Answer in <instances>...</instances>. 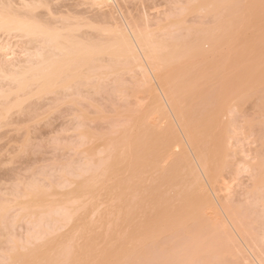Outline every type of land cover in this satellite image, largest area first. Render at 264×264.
<instances>
[{"label": "rangeland", "instance_id": "374dc122", "mask_svg": "<svg viewBox=\"0 0 264 264\" xmlns=\"http://www.w3.org/2000/svg\"><path fill=\"white\" fill-rule=\"evenodd\" d=\"M18 1H17V3H18ZM43 1H45V0H43ZM47 1L49 2L50 0H46L45 2L47 3ZM58 1H60V2L57 3V0H51L46 6L48 10L46 8H45L46 10L43 9V7H42V10H41V7L38 8L36 13L41 12L40 14L39 13L37 14L38 17H39V15L44 16V13L48 14V15L45 14L46 16H44V17L40 16L39 19H41L43 21L47 19L45 23L53 25L58 20L57 16L59 18H60V16L64 17L62 19H65L67 14L69 15L68 12H70V16H72V15L75 16V14H77V16H80V18L82 16L83 19L84 18L85 19H88V18L92 19L94 17V19H98V21L103 22L105 24V27H106V25H109V27H106V28H110V26L112 27L111 23L109 24V22H106V21H109L110 18L113 17L112 12H110L111 15L107 14V12H106V14L108 16L109 15L112 16V17H109V19L107 18L108 20H106V18H102V17H105V16H103V14L105 15V12H103V11L99 12L97 10L98 7L96 8L91 0H89V1L88 0H84V1L83 0H58ZM118 1L121 2V0H118ZM123 1L126 2L127 4L124 3ZM123 1L121 2L123 4L118 2V4L119 5L121 4V6L123 7L122 10H125V12H127V11L130 12L129 9L132 8L131 10L133 12V13L127 12V14H125V15L129 16L130 14H133L135 16V18H138V16H139L140 21L139 20L138 21H139V23L141 22V25L144 23L147 24L148 19H149V23L152 21L151 22L152 26L150 25L151 31L153 29L154 32L156 33V31H158L159 29L160 30L162 29V26L167 28L166 26L168 25V23L170 24V19H172L173 21L171 20V22L174 23V20H177V19L180 20V17L182 16L181 21L184 23L181 25V26L184 25L182 30L186 29L183 34L184 35L186 34V37H187V35H190V34H192V35L195 34L196 36H197V34H199L200 40H201V38H204L206 35H208L207 33H210V32L214 33L216 28L220 27V25H223L224 23H225V25H227L226 22H224V21H225V19L226 20L228 19L226 17H229V12H230V11H225V8L223 7L225 5V3H224L225 0L224 1L216 0L217 2L215 0H214L215 2L210 1V0H205L206 2L207 1L210 2V3L207 2L208 5H210L212 2H213V4L216 3V5L218 4V2H223V4L220 3L218 6H216L218 10L221 7L219 10L220 13L216 12V11H218L217 9L215 10V13H214V11L208 12L209 9L205 8V6H207V4L203 0H198V2L196 0H189V1L188 0H132V1H134L133 3L131 0H123ZM129 1H130V3H128ZM184 1H186V2H184ZM187 1L189 4L192 1L194 4L196 2L199 4L201 2H203L204 5L201 3L200 4L201 6H199V7L201 8L203 5V7L207 11L203 10V12H204L203 13L202 10L199 8L200 10L198 12H194V9L196 11L198 10L199 4L198 5L195 4L196 5L195 6V5H192V3H191L190 4L191 6H190L189 4H186ZM194 1H196V2H194ZM247 1L245 0V2H244V0H237V1L233 2V0H232V3H234V7L236 5V12L233 10L234 7H232V10L234 11V13H236V15L233 13L232 14L236 17V18L235 17H233V18L237 19L236 21L238 23V27L235 26L237 28L234 30L235 27L232 26L233 27L232 28L229 24L228 27L230 26L231 29H229L230 27L229 28L226 27V28L229 29V32H231L230 30H232V33L227 34V35H230L227 37H224L225 35L223 34V31L226 28L225 27H224L225 29L222 28L223 31H222V29L220 30V32L222 31L221 33L223 34V38L220 39L219 42L217 43V48L213 47V49H215V51L217 50L216 52L215 51L210 52L211 54L205 52L207 55L206 56V55H204V51H206V50H204L205 49L204 48L203 49L204 50L203 56H201L202 52L200 51V49H198L199 50L198 52L200 53L201 58H199V53L197 54L196 51H195V53L198 55V57L196 56V58L192 59V56H191L190 60H188L189 58H185L183 61V57H185V56L183 55L182 58L180 57V59H182L181 65L183 64V66L185 63H186V66L193 63V66H194L193 60L194 59L197 60V58L201 59L199 62L197 61L198 63L195 65V67L197 69H199V72H201V75H202V76H200L201 80L199 79L200 77L197 78L195 73L190 69V71H192L194 73V75L196 76L195 79H197V81H200L199 83H202L201 97L196 98L197 97L196 94L198 93V91L200 93V90H198L200 84H195L196 87L193 86V88H195L194 90H196V88L198 87V89L196 90L197 93L195 94V97L191 96L192 94L194 95V93H195L194 91H192L193 88H191V91L193 93L190 91L191 95H189L187 93L186 96L181 94L182 97L183 96H185V97H183V99H182L180 97L181 96L180 95L179 101L184 102L183 104L186 105L185 104L186 102H188V104H189V101H186V100H188L189 96L192 97V99H194V98L197 99L196 100V101H198L197 103H195L196 101H193V100L191 101L192 103L194 102L193 104H195V105H193V107L194 106L195 107L194 108L190 107L191 110L190 109H189V111L187 110V112H189V114H186L185 116L189 115L192 118L191 119L188 116V119L191 120V121L189 120L190 123L187 120L189 124H191L193 120H195L197 122H199V120H200V123L201 122L205 123L206 126L203 125L202 123L200 125H203L201 127H206L205 129H207V130L205 132L207 133V131H208V133H209L207 135L205 134L206 137L203 134L204 131L203 132L199 131V130H203V128L198 129L200 127V125L194 124L196 122H193L194 125L193 124H191V125L193 127L196 125V128L198 127L197 130L200 132V133L199 132L198 133H199V135L202 134L205 137L207 144L209 143L208 145L206 144L208 147L210 146V144L213 145V143H211V141L216 138V137L214 138L215 134L219 137V139H217V141L221 140L220 142H216L215 144H217V145H215V146L213 145L214 147L211 145L213 148H211V146H210L209 149L204 143L199 141L198 146L201 143L203 144V148H201V146H200V148L203 149L202 150L203 152H204V148L207 147V148H205L207 150V151L205 150V152H206L205 154H208L209 153L208 151L210 149L213 152H216L220 146L222 148L221 142H222V139L224 140V142H223L224 143V148H223L224 151L221 149V151H222L221 152V151H219L220 150L219 149L218 150L219 152H217V153H218V158L220 157L222 160L224 159V163H226L227 166L224 168L221 167L220 172L218 173V170H216V169H219L218 167L220 166V163H218V161H217L216 163H218L219 166H218V164H217V166H215L216 165L215 163H211V168L214 169V166H215V168L217 167L216 169H214V170H216V172L215 171H213V172L215 173L216 177L218 174H220L218 176V179H219L218 181H220V183L217 182V184L219 183L218 185L222 187L221 189H225L226 188L225 186L228 185L226 188V190H228V191L219 190V191H221V193H222V191L229 193L228 195H227V193H225L226 195L223 193L225 195L226 202L224 199H223V202H225V203L222 202V205L225 208L227 205V207L230 211V215H232V216L229 215L231 218L228 220L231 223L232 222L233 223H239L240 225L237 224L238 225V227H237V225L234 224V225H236V227L234 228V225H232L231 223H226V222H229L228 220H226V222L223 220L224 218L227 217V214L225 213V210H223L225 208L221 207L222 205L219 203L221 201L219 200V202H218V199H217L221 196V194L219 195V197H218V195H217V197L213 195L214 191L212 189H214V187H215V191H218V190H216L217 186L215 185V182H214V184H211L214 187L212 186L211 187L212 189L210 188L211 185L209 186V184H208L207 175L205 176L204 172L201 171V169H199V167L197 166L195 159H193L194 156H193L191 150L188 148L189 145L187 144L186 139L184 138L183 140H185V141H183V142L185 143V147L187 149L185 147L182 148L185 151L187 150L186 152L180 151V150L178 151L177 148L174 146H172L173 148L170 147L172 150H174V151L171 150V152H170V151H168V150H170V149H168L169 147L167 148L168 150L166 149V147L168 145L165 144L166 147L163 146V143L165 142V140H163L164 137L161 138L160 133L162 134V131L158 134V129H160L158 126L162 127L161 128L162 130H163V128L167 129L166 126L170 122H171V124H175V121H174L173 114H171V112L169 110H167L168 108L164 109L166 114L168 113L167 111H169V113L171 115V116L168 115V118L164 119L163 117H166L167 115L166 114L163 115L160 113L159 108L163 107V104L161 105L160 103H165V102H163L164 100L162 101V99L161 100L159 99V94L157 92H156L157 94L155 96L158 97V100H157V97H155L154 94L152 93V91L155 92V89H156V84L154 83L155 82L154 79H153V81H151L152 80V78H151L149 83H154L155 85L152 84L153 86L151 85L149 87V85L147 83L143 84L144 82H142V81H144V80H142V79H144V78L142 77L141 73H139L140 72L139 70L137 71L136 69H134L135 71L129 72L127 70L125 71L122 69L120 73L118 70L119 74H117V75L114 73H109V75L107 74L108 76H104L103 80L97 79L98 81H96V80L93 81L91 79L90 81L87 82V84L85 83L86 86H84L85 84L82 83L84 81V79H82V81H80V84L82 83L84 85H79L77 88L76 85H78L79 82H77V84L73 83V89L74 90L69 91V89H71V87H70L67 90L64 88L63 92L61 89H60L61 91L59 90L60 92H57L58 90L55 89V90H57L56 93L50 94V92H49L48 94L46 93L44 95H40L41 97H39V99H36L38 97H35V98H32L34 100H32L30 98V100L26 101L25 99H27V98L26 97L23 98L22 94H20V96L24 99L23 103L26 101L24 104H22V105H24V107L21 106L22 107L21 109H24L27 107L26 110L24 109L25 111L23 110V113H20L21 112L20 110H19L20 112L18 110L15 111L17 108L15 110L11 109L12 113L10 112V114L7 115V118L4 119L5 123H4V121L1 122L3 124H6V125H2L0 123V204H1L0 208L3 209V210L0 209L2 211L0 213V264H18L17 262H21V261H19L21 259H18V257L21 256V254L23 253L24 250L26 251V248L28 246L29 247L31 246L30 241L32 243L34 241L33 248H34V246H36V244H38V245L40 243L42 244V242L45 240V238L48 239V237H46V236H48V234L50 235V233H49L50 230L52 232L54 231L55 233L54 232L53 233L55 235L57 234L56 236L59 238V240L56 239L55 241H53V245L59 241H62V240H60L61 234L63 235V237H62L63 239L66 238V240L64 239L65 241L69 240L68 238H70V236H71V239L74 240V238L72 236L74 235V237H75L76 231H77V235H79V236L90 234V233H88L90 231L87 232L84 227L87 224V222H90V223H88L89 228L92 227V225L90 226V224L91 223L93 224V222H92L93 220H95V222H96V219L94 217L95 215L98 216L97 220L99 222H98V225L93 226L95 228L94 229L95 231H94V234L93 233L92 234L94 236L96 235V238H97L98 236L99 237L102 236V233H103V236H104L103 241H102V238H100L101 242H99V240L97 241L95 238L96 244H94L93 246H91L92 245L91 244L90 247H88L86 245L84 247L85 248L84 251L82 250L84 252V254H83L84 256H81V257H79V256H80V254L82 255V252H80L79 255H77V253H76V252L80 251L79 247L77 246L78 245L77 243H76V245L74 243V245L76 246V248H75L76 252L73 250L74 252H72V253H71V251H72L71 247H73V245H72L73 243H71L72 246L70 247V246H68V244L66 242L68 248H66L63 245V243L65 244V241H62L63 242V243L61 242L62 244L58 243L59 246L57 245V247H61L63 245V247H65L64 249L67 250L65 253H67L69 251V249L71 250L69 252L72 254V256H71V254H69V256L67 255L68 257L73 258V256H74V258H75L78 256L80 258V260L79 261L77 260V262H75L76 261L75 260L73 264H114V262H116V261L118 262V264H194V263L195 264H197V263H199V264H257V261L255 259L257 257V260H259L258 256L262 259L261 264L264 262V230L261 229V227H262L261 222H264V203H262L264 201V199L261 200L262 199V196H261V199L259 200V202L262 201L261 203L257 202L258 199L257 200L254 199L255 194H256L255 192H261L264 190V0H247ZM0 2H1L0 6H2V4L4 2L8 6L9 0L7 1L8 3L6 2V0H4V2L2 0H0ZM11 2L12 1H10V3ZM15 2H16V0L12 2L13 5H18L17 3L15 4ZM83 2L85 5L82 4ZM225 2L229 3V5L231 4V1H229V0H226ZM88 4L90 6L93 4L94 6L92 5L93 7L91 8L90 6H88ZM128 4H129V7L125 6ZM123 5L125 6V8L127 7V9H125ZM130 5H131V7H130ZM188 5L191 8L188 7ZM220 5H222V6H220ZM4 6L5 5L3 4V7ZM7 6H5V7H7ZM94 7L96 10H94ZM115 7H117V6H115ZM185 7H187V9L190 8V10L188 9L189 11L187 10L188 11L187 12L185 10ZM193 7H195V8L193 9ZM118 9H120V8H118ZM118 9L115 8V10H117V13L120 15L121 12H119ZM222 9H223V11L228 12V13H223ZM44 10H45V12H44ZM57 10H59V11L57 12ZM192 10L194 13L192 12ZM60 11H61V13H60ZM120 11H121V9H120ZM158 11L160 14L158 13ZM180 11L181 12L183 11V12L180 13ZM97 12H99L100 14H97ZM125 12L122 11V13H125ZM161 12H163V13H161ZM189 12L192 14H190ZM206 12H208V14ZM51 13L54 15H52ZM58 13H60V14H58ZM62 13H64V15ZM73 13H75V14H73ZM101 13H102V16H101ZM114 13H113V15H114ZM179 13H180V15H179ZM83 14H84V16H83ZM49 15H51V17L55 18V20L53 18H50ZM95 15H97V17ZM133 15L129 16L130 20H132L131 16H133ZM165 15L169 19L168 22L164 20ZM168 15L172 18H170ZM225 15H227V16H225ZM77 16H75V18ZM122 16L124 18V14ZM134 16H133V18H134ZM146 16H148V17H146ZM153 16H156V17H153ZM183 16L186 17V19ZM232 16H231V18H232ZM68 17L69 16H67L66 20H68ZM120 17H121V15L119 16V18ZM151 17H153V18H151ZM173 17L174 18L177 17V19H174ZM71 18H73V17H71ZM123 18L121 17V19H123ZM144 18L146 20H144ZM50 19H52V20H50ZM104 19H105V21H104ZM121 19H119V20H121ZM127 19H129V18H127ZM152 19H154V20H152ZM156 19L160 20L161 23L159 24ZM183 19H184V21H183ZM179 20H177V21H179ZM185 20H186V22H185ZM229 20H230V17H229ZM229 20H228V23H230ZM58 21H61V20H58ZM122 21H124V19L121 20V22ZM135 21H136V19H134V22ZM177 21H175V22H177ZM236 21H234V23L232 25H234ZM110 22H111V20H110ZM165 22H167V23H165ZM96 23H97V21H96ZM103 23H102V25H104ZM112 23H113V18H112ZM117 23L119 24V22H117ZM55 24H58V23H55ZM59 24H60V22H59ZM98 24H100V23H98ZM153 24H156V25H153ZM164 24H165V26H164ZM123 25H124V23H122V26ZM172 25L173 24L169 25L170 30H168V28L166 29L169 31V33L172 30L171 27L175 26V25H173V26ZM156 26L157 27L159 26L158 30H157ZM184 27H186V28H184ZM165 28H163L164 31H165ZM176 28L178 29V27H176ZM176 28L175 27L173 28V31H175V33L173 32V34H169V33L167 34L168 31L164 32L163 30H161L163 33L158 32L156 34V36H158V37H156L155 39L161 40V38H162L161 41H163V39H164V42H168L171 35H172L171 38H173L176 35V33H178ZM217 29L219 30V28H217ZM227 30H226V32H227ZM81 31H83L81 33H84L86 30L84 31V29H83ZM180 33H181V31H179V33L177 35L179 36ZM211 33L208 36H210ZM217 33H219V31H217ZM202 34H205V36ZM214 34H212V36ZM195 35H193V38H192V36H188V37H191L190 39L193 41V39L196 37ZM217 35L215 34L214 36L215 37L217 36L216 38H221V37H219V34H217ZM10 36H12V37L8 36L6 38V40H8L10 38L8 41L10 42V44L12 43V46L14 47L13 49H15L14 50L15 51L14 57L17 56L16 57L17 61H21V58H22V62H23L24 58H27L26 56L24 58L22 57V56H24L23 46L25 47V43H23L24 41L22 39L20 41L19 40L20 38L18 39L16 36L14 37L12 34ZM162 36L163 37L167 36V37H169V39L167 37L163 38ZM5 37L6 36L2 35L1 39L5 38ZM104 37L105 36H103V38ZM101 38H102V36H101ZM176 38L177 39H175V37H174L175 40L172 39L173 41H175V43H177L176 40H179L178 37H176ZM197 38L198 37H196L195 39H197ZM165 39H166V41H165ZM184 39H185V37H184ZM190 39H188V41H186L187 40V38H186L184 41L190 42ZM181 40L183 41L182 37H180V40L178 41L179 45H184L182 43H185V46H183V47L186 48L187 43L181 42ZM217 40H216V42H217ZM198 41H199V38H198ZM194 42H190L187 44L189 46V48L191 47L189 44L192 43L191 45H193ZM195 43L198 44V42H195ZM199 43H202V42L200 41ZM21 45H23V46L19 47ZM215 46H216V44H215ZM194 48L196 49L197 45ZM194 48L192 50H194ZM4 53H8L7 50H6V52L4 51ZM18 53H19V55H18ZM212 53H214V55L212 56L213 58L211 57ZM192 55L195 56V54H192ZM204 58H206V59H204ZM31 59H32V57H31ZM178 59H177V61H178ZM180 59H179V61H180ZM24 61H25V63L30 62L29 60L26 62V59ZM188 61L191 63L189 64ZM14 62H16V59ZM170 62L172 63V61H170ZM171 63H169V64H171ZM174 63H175V61H174ZM174 63H173V65L169 66L168 69L166 67H165V69H166V72H168V73H166L169 76L168 78L171 79L170 78V75H171V76H173L171 80L173 81V79H174L175 80L174 82L178 83L180 81V78H181L180 73H182L183 70L181 71L182 67H180L181 65H179L180 62L178 64H174ZM107 64H110V62L106 63V64L104 63V65L106 67H107ZM207 64H209V65H207ZM102 65H103V63H102ZM203 65L207 66L204 71H202ZM190 67L191 66H189V68ZM193 69L196 70L194 67H193ZM184 72H185V70H184ZM186 72H187V70H186ZM197 72L198 71H196V73ZM199 72H198V74H200ZM169 73H170V75H169ZM189 73H191V72H189ZM179 74H180V76H178ZM187 74H188V72H187ZM115 75H116V77H115ZM162 75H163L162 76L163 79L165 80V78L167 76L164 78V74H162ZM174 75H176V76H174ZM190 75L192 76L193 74H190ZM182 76H183V74H182ZM191 76H189V78H191ZM184 77H186V76H184ZM187 77H188V75H187ZM187 77H186V81H187ZM181 79H184V78L182 77ZM195 79L193 78V80H195ZM90 82L92 84L94 82V84L90 86V84H91ZM98 82H99V84H98ZM186 83H188V82H186ZM171 84H173V83L171 82ZM87 85H88V87H87ZM187 85L188 84H186V86ZM226 85H227V87L225 88ZM180 87H182V85ZM180 87H178L177 89H179ZM189 87H188V89H189ZM91 88L92 89L94 88V89L92 90ZM150 89H151V91H150ZM174 89H176L175 86H174ZM180 89L177 90V92L178 91L180 92ZM181 90H183V88ZM212 91L214 92V94L211 93ZM22 93H24V92H22ZM24 94H23V96H25ZM178 94H180V93H178ZM210 94L212 97L210 96ZM222 94H224L225 96L223 97ZM149 95H150V97H152L151 99H150ZM197 95L200 96V94H197ZM217 95H222V97L224 99L223 101L224 102L226 101V103L224 104L222 102V104H221V98H220L221 96H217ZM226 96L228 98V99L226 98L227 100H225ZM216 97H219L220 99L218 100ZM214 98L218 102L213 100ZM153 99H155V101ZM180 99H182V100H180ZM151 100H153V101H151ZM189 100H191V99L189 98ZM212 100L214 102H217V103H215V104L212 103L213 104L212 110H210L209 109L211 107L210 101H212ZM159 101H160V103H159ZM219 101H220V103H219ZM155 102H156V104H159V105H156ZM153 103L156 105V106L153 105L155 107V108L153 107L155 111L152 108ZM208 103H210L209 108L207 107ZM25 104H27V106ZM219 104H221V105H219ZM184 105H183L184 110H185V108H189V107H184ZM157 106H158V108H156ZM206 107H207V109H209L208 111L206 110L207 113H205ZM156 109H158V110H156ZM152 110H153V113H152ZM203 110H204V113H203ZM139 113L143 114L145 116V118L142 117V121L146 124L145 128H144V124L142 122L141 123H142L143 128L140 125H136L137 123L139 124V121H141L140 118L138 119V121L135 119L136 115L138 116ZM157 113H158V115H157ZM215 115H216V118H215ZM8 116L10 117V119ZM156 116L158 118H156ZM160 117L162 120L160 119ZM134 119H135V122H137V123L133 122ZM196 119H199V120H196ZM6 120H7V123H6ZM169 120H170V122H168ZM132 122L135 125L131 124L129 126V124ZM163 126H165V127H163ZM175 126H176V124H175ZM175 126L173 125V128H175ZM167 127L172 128V126H167ZM127 128L130 129V132L132 131L133 133L136 130L140 131V132L138 133L136 131L134 133V134H136L135 139H134V141H136V143L132 140L133 143H135V144H133L134 146L132 145L133 147L131 150V152H133L134 155L130 156V153L127 152L129 154V156H127L128 154L127 155L122 154L123 158L126 157V159H128V158L131 159L132 156L133 157L135 156L137 158V156L142 155V158L144 157V162L141 164H138L136 162L135 165L133 163V166H135V167L134 168L131 167V168L135 169L134 172L132 171V174L127 173L128 176L125 175L127 177H125V178L122 177V179H121L118 176H120V174L124 175V173L126 172L127 169H125V171L122 173L119 172L120 173L119 174L118 171L120 168H122V165L119 166V164H121L120 161L119 160L118 161H112L111 160V162H109L110 159L112 158L111 153L109 152V149H110L109 144H111V142L113 140H116V142H120L119 138H123L122 136H124L125 133L127 132V130H128ZM134 128L136 130L133 131ZM196 128L193 129V130H195L194 132H196ZM175 129H178V127ZM178 131H179V129H178ZM128 132H127V134H128ZM212 133H214L213 134L214 136L211 135ZM157 134H158V136L160 135L161 139H159V137L157 138V136H156ZM180 134H181V132H180ZM163 135H165V131L163 132ZM208 135H210V136H208ZM128 136H130V135H128ZM126 137H124V139H126ZM181 137L183 138V136H181ZM181 137H179V139ZM211 137H213V139L210 140L209 138H211ZM127 138H128L127 139V141H128L129 137H127ZM166 138L169 139V137H166ZM182 138L180 140L181 142H182ZM200 138H202V137L199 136L198 139H200ZM206 138L210 141L208 142ZM196 139H197V137H196ZM202 139H203V142H205L204 138H202ZM130 140H131V138H130ZM116 142H114V143L116 144ZM169 142H171L170 139H169ZM213 142H214V140H213ZM123 143H125V142H122V144L119 143L118 145L122 146ZM166 143H167V140H166ZM218 143H221V144H219L220 146L218 145ZM127 144L130 145L129 142H127ZM167 144H169V143H167ZM204 145H205V147H204ZM216 146H218V148ZM124 147H122V148H124ZM130 147L131 146H129L127 149H125L126 148L125 147L124 149L127 151V150H129ZM163 147H164V149H163ZM122 148L120 150H122ZM123 150L121 151V153L123 152L125 154V152ZM165 150L168 151L167 153L170 152V154H171L170 157H169L170 154L166 155ZM211 150H210V153L212 156L213 154H212ZM157 151L160 153H158ZM163 151H164V153H163ZM217 153H215V154H217ZM119 154L120 153H118V155L116 154L117 157L118 156L121 157V155H119ZM209 154H208V156H209ZM151 155H153V156L151 157ZM165 155H166V157H165ZM167 156H168V158H167ZM113 157H116V156L113 155ZM153 157H155V158L157 157V158L152 159ZM142 158L140 157V159H136V160L137 161L139 160V163H140V160H142ZM220 158H219V160H220ZM116 159H118V158H116ZM121 159L122 158H120V160ZM129 160L128 161L126 160L127 161V163H126L127 165L125 164L126 168L128 167V163L132 162V160L131 161H129ZM133 160H135V159H133ZM191 160L193 163L192 165H190ZM124 161H125V159H124ZM113 162L115 164H117L119 162L117 164L118 167L116 165L114 166L112 164ZM174 162L176 163V165L173 164ZM219 162H221V161H219ZM248 162L249 163L254 162L256 164L258 163V165L255 164L256 166L253 167V165L250 166L252 164V163H250V165H249L250 167L248 168V166L246 165V164H248ZM108 163H109V166L111 164L114 166V168L112 167V165L110 166V167H112V169H111L112 172H113V170H116L115 169L116 167L118 168L117 169L118 170L117 176L115 175V173L114 174L112 173V175H111V173L109 171L107 173L108 174L107 176L110 178H112L111 176H113V177L115 176V178L117 177L116 179L113 178L114 180H112V182H113L112 186L109 187V190H111L112 195L116 197L115 200H112L114 202L115 206H114V204L112 205V201H111V205L109 204L110 205L109 209L108 208L107 209L102 208L101 210H99L98 208L103 207V205H101L103 201H101V202H98V205L99 206L101 205V207H98L96 204L97 208L95 206V208H93L95 210L93 211V209L91 210L92 207H90V205H88L87 208L89 209V207H90L91 213L94 212V214L93 213H92L93 215L89 214L90 210L85 208V211L83 213H85L87 211L86 216L83 213H81L84 216L83 217L81 215V217H82L81 218L80 215L78 214L79 217L81 218L78 222L79 225H76V223H77L76 220L75 221L72 220L76 223L73 224L71 221L72 224L70 223L71 224L70 225L68 222L69 220L67 219V216L64 213L65 210L61 211L62 213L65 214L64 216H66V217H63V214H61L60 211H59L60 214L58 211L55 212V210H57L55 208V204L57 207V206H59L58 204H60V203L63 204V200H64V202H66V205H67V203L71 200L72 196L70 197V200H68V201H67L68 197H64V198H66V200H65V199L61 198V196H64V194L66 196V195H69L70 193H71L70 195H73V194L75 195L76 194L75 193L76 188H77V193H78V189L81 188V190H83V188H84L83 195L87 194V195H89L90 198L92 196L91 194L94 195V193H96L95 194V196H96L97 192L100 194L101 193L105 194L101 191L103 188L105 191L106 186L102 187L103 185L100 184L101 179L99 177H96V176L102 170L105 173L107 172L105 166H107V169H108V165H107ZM194 163H195V165H194ZM259 163H261L263 166H261L260 173L258 174L259 176L257 175L255 183L252 184V185H254V187L252 188V190L254 189V191H252L253 192L252 193L251 191L250 192L248 191L249 187H251L250 186L251 183L253 182V180L251 181L250 178L255 179V177H253L252 175L256 176V173L254 171L257 172V170H255V169H257L256 168L257 166L259 169ZM123 164H124V162H123ZM171 164H173V166L178 165L179 169H177V170H180V171L176 172V173L179 174L180 176H183V177L185 176V178H187V180L183 179V177L180 178V176L178 175L179 180H181V181L179 184L176 183V182H179L178 178L176 179V176H172V172H171V175H169L170 170L171 171L173 170V172L177 171L176 169L175 170L173 169V166ZM99 165L100 166L105 165V166L103 168H100ZM125 165H123V166H125ZM189 165H190V167L195 166L196 170L195 169L191 170ZM243 165H244V167H243ZM129 166H131V165H129ZM171 166H172V169H170ZM224 166H225V164H224ZM139 167H140V169H139ZM250 168L252 170L249 171L248 169H250ZM133 169H131V170H133ZM131 170L128 172L131 173ZM94 171H98L95 174L96 176H93ZM137 172H139V173H137ZM249 172H251V174ZM253 172H254V174H253ZM166 173L169 175V176H167V178L173 177V179H174V177H175L174 182L176 183V184H174V183H172V181H168V182L172 183V185H170V184L167 185V186H169V185L171 186V187L169 186V188L167 187L168 189L167 188L165 189L164 187L161 186L162 183L164 185H166L164 183V179L166 178L165 177ZM216 173H218V174L216 175ZM89 174H92L93 178L96 177V178L100 179V180L97 179V181H99L98 183L94 182V183H96L94 185L98 186V189H96V187H95L96 191L93 193H92V190H94V185L92 183L93 188L91 189V194L89 192L90 190L89 191H88V189H87V191L85 190L88 186L82 185L83 188H82V186L78 187V184H83L82 181H84L85 178H87L89 176ZM109 174H110V176H109ZM101 176L100 177L103 179V181L107 177V176L104 177L105 178L104 179L103 175H101ZM96 178H94V179H96ZM170 179L172 180V178H169V180ZM198 180L202 182L203 186L198 185V183L196 182ZM103 181H102L103 184H108V183H109L108 185L111 184V180L108 182L106 179V181H104V182H107V183H104ZM184 181H187V182H184ZM191 181H193V182L195 181L196 186L194 188L191 186L193 184ZM216 181H217V179H216ZM70 182H73V183L76 182L77 183V184H75L76 188H74L75 185L73 183H71V184L74 186H72V185L70 186ZM168 182H166V183H168ZM181 182L187 183V185L184 186L185 184L184 183L182 184ZM190 182L192 184L188 185V183H190ZM99 184L102 186H100ZM159 185H160L161 190L159 189V187L157 188V186H159ZM182 185L184 186V188L186 190L183 189ZM197 185L199 187H201V186L202 187L199 188V190H198ZM189 186L192 187L193 189L191 188V190L188 193H185L186 191L189 190L188 189V188H190ZM69 187H72L74 192L71 191L72 188H69ZM99 187L100 188L102 187V188L100 189ZM30 188L33 189L32 194L33 193H35V194L41 193L42 194V192H43L42 190H44L46 193L44 192L45 194L43 193L44 195L43 194L42 195L45 198H48V197L50 198V196H48L50 192L47 193L48 191H53V194L52 193H50V194L53 195L54 197L57 196V195L55 196V194H58V196L60 195L59 199L57 197L58 201H56V202H58V204L55 202L54 197H53L54 200L52 197L50 198L52 203L54 201V203L52 204V203H50V200L48 202L47 201L48 199L46 200L45 198L41 197L42 195H40V194H39L40 196L38 194H37V196H39L40 198L43 199V205L40 204L42 202V200H40L41 201L40 203L38 202L39 197H36L35 194H34V197H36V199L31 200L32 204H34L33 202L36 200H37V203H39L38 208L35 206L37 208V209L35 208L36 209L35 211H37L39 209L40 210L49 209L47 207L41 209V207L44 206V203L46 205V203L48 202V203H50L49 206L52 205L49 210L54 211V212H52L51 214L49 213V215H48V214H45L46 211L42 210L45 212V213L42 212L44 214L41 213L42 215H44V216H42L40 214V212H39L40 210H39V211H37V213L35 215H34V213L32 214V216L31 215H29V216L25 215L26 213L23 212L22 208L24 206H26L25 203L28 204V202H30L29 200L34 198L33 195L31 194ZM34 188H36V189H34ZM39 188H41L42 192L39 190ZM162 188H164L165 190H163ZM154 189L157 192H159V191L162 192V190L164 191L162 193L159 192L162 194L161 197H158L157 195H155V194H157V192L154 193V191H155ZM37 190H38V192H36ZM54 190H56L60 193L65 191V193L63 192L64 194L62 193V195H61L60 193H57ZM81 190L79 192H81ZM179 190H181L180 192L183 194L184 197H186L185 194H187L188 195L187 196L188 201L191 202V203H188L185 201V204H187V203L189 204V206L186 205L187 206V210H185L186 212L184 211V208L186 207L185 204L183 203L184 201H182V204H183L182 205L179 203V202H181V200L179 201V199L178 200L175 199L176 197L180 196V195L176 196V194L179 193ZM182 191H185V192H182ZM212 191H213V193H212ZM68 192H70V193H68ZM84 192H85V194H84ZM111 193H109V194L111 195ZM27 194H30L32 196V198H31V196H29L30 198H29L28 202H26L27 200L23 201V199H25V197H26V199H28ZM21 195L23 197H21ZM81 195H82V192L80 193L79 196H76V197H80ZM106 195H108V194L106 193ZM257 195L260 196V194H258V193H257ZM263 195H264V193H263ZM95 196L92 197L93 200H95V198H94ZM100 196L102 197V195H100ZM113 196H112V198H113ZM183 196L181 195V197H183ZM206 196L211 198L214 202L219 203L221 205V206L220 205L219 206L221 208H223V209H221L220 207H218L221 210V211H218L217 207H215L217 209V211L219 212V214L217 216H218V218L219 217L220 218H219V220L216 219V221H218V222L215 221V219H214L215 215L210 208V207H214L213 205L218 206V204L214 203L212 206L210 204V207H208L210 210H208V208L204 204L203 205L205 207H202V205L200 204V201H202V198L206 197ZM89 197H87V198H89ZM103 197H105V196H103ZM60 198L63 200H60ZM96 198H98V196H96ZM209 198L207 199V201H209ZM222 198H224V197H222ZM257 198H258V196H257ZM44 199L46 202H44ZM72 199H75V198L73 197ZM78 199H76L75 201L72 200V204H71V201H70V203H68V205L70 207L73 206V208H75V210H73V211H76L77 209H79V206L77 205V202H76ZM92 199H90L89 202H91ZM184 199L186 200V198H184ZM93 200H92V204L95 205L94 204L95 202L93 203ZM101 200H103V199H101ZM59 201H60V203H59ZM176 201H179L178 202L179 205H176V203H177ZM22 202L24 203L23 207H22V205H23ZM202 202H204V201H202ZM255 202H257V203H255ZM31 203H30V206L31 207L34 206V205H31ZM78 203H80V202H78ZM87 204H86V206H87ZM40 205H42V206L39 208ZM64 205H62V206H64ZM66 205H65V208L68 206V205L67 206ZM80 205H81V203H80ZM175 205L178 206V208H179V206L182 205V207H181L182 210H180L181 208L177 209L175 207ZM53 206H54L55 210L52 209ZM19 207H20V209H19ZM70 207H69V209L71 210ZM204 208L205 209L207 208V211H208L207 213L203 212L204 210L203 211L201 210ZM215 208L213 210H216ZM66 209H68V208H66ZM21 211L24 213V215L21 214L22 213ZM88 211H89V213H88ZM95 211H97V213L98 212H100V213L95 214ZM182 211L185 212V214L187 213L188 215H185V216L190 219L189 224H186V226H187L186 229H183V227H185V226H182V223L185 220L184 219H183L184 221L181 220V222L183 221L182 223L179 221L180 215L181 214L184 215L183 213H181ZM171 212H173V213L171 214ZM221 213L222 214L225 213L226 216H222ZM19 214L21 216H19ZM88 214L91 216H89ZM215 214H217V213H215ZM220 214H221V216H219ZM172 215L173 216L175 215L174 218L172 217V219H174L173 221L170 219V216H172ZM238 215L242 216V217H239ZM22 216H24V217H22ZM217 216H216V218H217ZM21 217H22V219H20ZM25 217L26 218L28 217V220L25 219ZM237 217H239V218L245 217L246 219L244 218V220L245 221L247 220L250 225L248 223L247 224L243 223L241 219L239 221H237L239 219ZM234 218H236V222H235ZM77 219H79V218H77ZM175 219H176V221H175ZM232 219H233V221H232ZM219 221L221 222V224H223V225L227 224V225L225 227H223L220 225ZM125 222H126V225H125ZM222 222H224V223H222ZM242 223L244 225L245 224L246 225L244 226ZM127 224L129 225L131 230ZM72 225H76L77 230H75V227H74V229H72V230H74L73 231L74 233H72V235H71L70 234L71 232L70 233L68 232L69 234L67 233V229L70 231L71 228H73ZM183 225H185V224H183ZM247 225H249V226L247 227ZM78 226H79V228H78ZM97 226H99L100 228H106V231L109 229V230L114 231V232L111 233V231H110L111 235L109 233V235L107 234L108 236L106 237L105 233H108V232H106V231L103 232L104 229H101L103 231L100 235L99 232H101V231L99 230V228ZM125 226H127V228H129L128 231L130 230L128 232L127 228H126V231L128 233H126L124 230ZM239 226L241 229L239 228ZM86 227L88 230V226H86ZM166 228H168L170 230L167 231ZM236 228L239 229V231L241 232L240 234H241L244 241L241 239V236L238 233V231H236ZM44 229L46 230L47 233H45ZM121 229H123V230L121 231ZM164 230L167 232H165ZM123 231H124V233H123ZM186 232H188V236L186 235L187 234ZM236 232H237V234H236ZM129 233H131V234H129ZM125 234H127V236L130 235L128 237V239H127V236ZM93 235H90V236L92 237ZM238 236L240 237V239H238L239 238ZM87 237H89V235ZM93 237H92V239H93ZM76 238H78V236L75 237V240H77ZM231 238L233 240H235V239L236 240L232 241L230 243ZM81 239H83V238L81 237ZM89 239H87V240H89ZM125 239L128 241L130 240L133 243V245H131L132 247L129 245V243L127 241V244H128L127 247H130V248H125V244L123 243ZM80 240L78 239L76 242H79ZM140 241H141V243L143 242L144 244L139 246L137 244L140 243ZM28 242H29V244H28ZM46 242L47 241H45V243ZM71 242H72V240H71ZM233 242H235L236 244L234 245ZM93 243H94V240H93ZM89 244H90V242H89ZM123 244H124V246H123ZM53 245H50L51 249L56 250V245L54 247H52ZM81 245H83V244H81ZM33 248H31V252H32ZM37 248L39 249L38 250L39 255L37 253L36 257L37 256L41 257L40 254L42 252L40 253V250L45 248V251H44V249L42 251L46 252L48 249V246H47V244H46V246L44 244L43 248L41 247V245ZM59 250H61V249L59 248ZM77 250H79V251H77ZM35 251L37 252V250H35ZM59 252H61V251H59ZM59 252H57V253L63 255V253H59ZM52 253L53 252L51 251V255H52ZM34 254H32V256ZM58 254L54 255V256L56 257V256H58ZM29 256H31V255H29ZM42 256H43V254H42ZM54 256H52V257L55 258ZM58 257H56L54 260L52 259L53 260L52 262H50L49 260H48V262H50L51 264H60L63 261H61L60 263H59V261L63 260L64 257H59L61 259H59ZM82 257L84 258V261H82ZM29 259L30 258H28V261L31 260V259L30 260ZM35 259H37V258H35ZM39 259L40 258L37 259L38 260L37 263L39 262ZM65 260L68 261L70 259L69 258L66 259V257H65L64 258L65 263L63 262L62 264H72L69 262L67 263ZM33 261L36 262V260H33ZM71 261H73V260L71 259ZM259 262H260V260H259ZM33 263L31 262V264H33Z\"/></svg>", "mask_w": 264, "mask_h": 264}, {"label": "bare ground", "instance_id": "6f19581e", "mask_svg": "<svg viewBox=\"0 0 264 264\" xmlns=\"http://www.w3.org/2000/svg\"><path fill=\"white\" fill-rule=\"evenodd\" d=\"M3 2H4V0H2ZM8 0H6V2H7ZM10 1H15V0H9V3H8V6L6 5V3L4 2H2L5 6H7V7H3V4H2V6H0V123L2 122V121H4V119L5 118H7V115L8 114H10V112L12 111V110H15L16 108V110L15 111H19L20 113H23V110L25 109L26 110V108H24V109H21L22 107L21 106H23L24 107V105H22V104H24L26 101H28V100H30V98L32 99V98H35V97H38V98H36V99H39V97H41L40 95H44V94H48L49 92H50V94L51 93H56V91L57 92H60L61 90H62V92H63V89L65 88L66 90L67 89H69L70 87H71V89H69V91L70 90H74L73 89V83L74 84H77V82H79V84L78 85H76L77 86V88H78V86L79 85H84L85 83L87 84V82L88 81H90L91 79L94 81V80H96V81H98L97 79H100V80H103L104 78V76H108L109 75V73H114V74H119L120 72H121V70L123 69V70H127V71H129V72H132V71H135L134 69H136L137 71L139 70L140 72L139 73H141V75H142V77L144 78V79H142V80H144V81H142V82H144L143 84H145V83H147L148 85H149V87L152 85V84H156V89H155V92L154 91H152V93L154 94V96L158 93L159 94V99L161 100L162 99V101L163 102H165V103H160V101H159V103L162 105L163 104V107L161 108H159V111H160V113L161 114H166L165 113V110L164 109H166V108H168L167 110H169L170 112H171V114H173V117H174V121H175V124H176V126H175V124H171V122H170V120L168 121V122H170L167 126H172V128L170 127H167L166 125V128L167 129H165V128H163V130L165 131V135H163V130L161 129L162 127H160V126H158L160 129H158V134L162 131V134L160 133V135H161V138L162 137H164L163 138V140H165V142L163 143V146H165L166 147V145H168L167 147H166V149L168 148V149H170V150H168V151H170L171 152V148L170 147H172V146H174V147H176L177 148V150L179 151H185L184 149H182V148H184L185 147V143L183 142V141H185V140H183L184 138L186 139V142H187V144L189 145V149L191 150V152H192V154H193V156H194V158L193 159H195V161H196V163H197V166L199 167V169H201V171H203L204 172V174H205V176L207 175V181H208V184H209V186L211 185V184H214V182H215V185L217 186V188H216V190H218V191H215V187L213 186V185H211L210 186V188L213 186L214 187V189H212L213 191H214V196H216L217 197V195H218V197H219V195L221 194V196L222 197H224V198H222L221 196L219 197V198H217L218 199V202H219V200L221 201V202H219L221 205H222V202H223V199L225 200V193H227V192H224V191H222V193H221V191H219V190H226V188H227V186H225L226 188L225 189H221L222 187L221 186H219L218 184L220 183V181H218L219 179H218V176L220 175V174H218L219 172H220V168L222 167V168H224V167H226L227 165H226V163H224V159L222 160L220 157V160H219V158H218V153L217 152H219V151H221V149L223 150V148H224V140L222 139V148H221V146L219 145V144H221V143H218V145L220 146L219 147V149H217V151L216 152H213L211 149V152H212V156H211V153H210V150L208 151L209 153V156H208V154H205L206 152H205V148H207L208 146V144H207V142H206V140H205V137H206V135L207 134H209L208 133V131H207V133L205 132L207 129H205L206 127H201V126H203V125H205V123H202L203 125H200L201 123H200V120L199 119H196V120H199V122H197V121H195V120H193L192 121V123L191 124H193V122H196V123H194V124H196V125H200V127L198 128V129H202L203 128V130H199V131H204L203 132V134L205 135V137L202 135V134H200L199 135V131L197 130V128H196V125L193 127L191 124H189L190 123V119H188V116L189 115H187V116H185L186 114H189V112H187V110L189 111V109H190V107H193V105H195V104H193L191 101L193 100V101H196L197 99L196 98H200L201 97V91H202V88H201V86H202V83H199L200 81H197V79H195L196 78V76H197V78H199L200 76H202L201 75V72H199V69H197L196 67H195V65L201 60V59H199V58H201V56H203V51L204 50H206V51H204V55H206V53L205 52H207V53H210V52H214L215 51V49H213V47H215V48H217V43L219 42V40L220 39H222L223 38V34L225 35L224 37H227V36H230V35H227V34H231L232 33V30H230L231 32H229V29H231V27L232 26H237L238 27V23H237V19H235L236 17L233 15V14H235L236 15V13H234V11L236 12V5H235V7H234V3H232V0H229V1H231V4L229 5V3H227V2H225L224 0H220V1H224V3H225V5L223 6L224 8H225V11H230L229 12V17H230V20H229V17H226V18H228L227 20L225 19V21L224 22H226V24L227 25H225V23L223 24V25H220V27H217V28H219V30L216 28V30L217 31H219V33H217V31L215 30V34L217 35V34H219V37H221V38H216L214 35V33H211V35L210 36H208L210 33H207L208 35H206L205 36V34H202V35H204L205 37L204 38H201V40H200V35L199 34H197V36L195 35V34H193V35H195L196 37H198L199 38V41H198V38L197 39H193V41L190 39L191 37H188V36H192V38H193V35L192 34H190V35H187V37H186V34L184 35L183 33L185 32V30L186 29H184V30H182L183 29V26H181L182 24H184L181 20H182V16L180 17V20L179 19H177V17L176 18H174V19H177V20H179V21H177V20H174V23H172L171 22V20L172 19H170V24L168 23V25L166 26L167 28H168V30H170L169 29V25H171V24H173V25H175L174 27L176 28V27H178V29L176 28V30L178 31V33H179V31H181V33H180V37H182V39H183V41L181 40V42H186V41H188V39H190V42H198V44L197 43H195L194 42V44L193 45H191V44H189L191 47L189 48V46L187 45L188 43H190V42H186L187 44H186V46L188 47H186V48H184L183 46H185V43H182V44H184V45H179V40H180V37L177 35L178 33H176V35L174 36L175 37V39H177L176 37H178V39L179 40H176L177 41V43H175V41H173V40H175L174 39V37L173 38H171L172 37V35H171V37H170V39H169V37H167V36H165V37H167L169 40H168V42H164V39H163V41H161L162 40V38H161V40L160 39H155L156 37H158V36H156V34L158 33V32H161V33H163L161 30H163V28H165V27H163L162 26V29L160 30H158V27H157V30L158 31H156V33L154 32V30L152 29V31H151V29H150V25L152 26V24H151V22L149 23V19H148V25L146 24V23H144V24H142L141 25V22L139 23V16H138V18H135V16L133 15V14H130V15H133L134 16V18H133V16H131L132 18V20H130V15L129 16H127V15H125V14H127V12L128 13H130V12H132V8L131 9H129L130 10V12L129 11H127V12H125V10H122L123 9V7L121 6V4H123V3H121L123 0H121V2L120 1H118V0H91L92 1V3L95 5V7L97 8V10L99 11V12H101V11H103V12H105V15L103 14V16H105V17H102V18H106V20H108L109 19V17H112L113 18V23H112V18H110V20H111V22H110V20L109 21H106V22H109V24L111 23L112 24V27L110 26V28H106V27H109V25H106V27H105V24L103 23V22H101V21H98V19H94V17L92 18V19H90V18H88V19H83V17L81 16V18H80V16H77V14H75V13H73V14H75V16H77L76 18H75V16H73L72 14V16H70V12H68L69 13V15L67 14V16H69L68 17V20H66L67 19V16H66V18L65 19H62V18H64V17H61L60 16V18L57 16V19L58 20H61V21H58L57 19V21L55 22V23H58V24H53V25H51V24H48V23H45L46 22V20H41V19H39V17L40 16H43V15H39V17L37 16V14L39 13H36V11H37V9L38 8H40L41 7V10H42V7H43V9H47V4L51 1H47V3L45 2V1H43V0H16V2H15V4L17 3V1H18V5H13V3L11 4L10 3ZM84 1V0H83ZM89 1V0H88ZM90 1V2H91ZM132 1V0H131ZM189 1V0H188ZM188 1H187V3L186 4H189L188 3ZM197 2H198V0H196ZM196 1H194V2H196ZM206 4H207V6H205V8H207V9H209L208 10V12H213L214 11V13H215V10L217 9V7L216 6H218L220 3H222L223 4V2H218V4L216 5V3H214L213 4V2L210 4V5H208V3L207 2H209V1H205V0H203ZM210 1H214V0H210ZM216 1V0H215ZM214 1V2H215ZM235 1H237V0H235ZM234 0H233V2H235ZM247 1V0H246ZM58 2H60V1H58L57 0V3ZM118 2L119 3H121L120 5L118 4ZM124 2V1H123ZM134 1H132V3H133ZM184 2H186V1H184ZM195 3V4H199V3ZM200 2V1H199ZM217 2V1H216ZM244 2H245V0H244ZM248 2V1H247ZM124 3H126V2H124ZM128 3H130V1L128 2ZM192 3V5H195L194 3H193V1L192 2H190V4ZM203 5H204V3L203 2H201ZM200 3V4H201ZM210 3V2H209ZM82 4H84V2L82 3ZM92 4V5H93ZM127 4V3H126ZM185 4V5H186ZM189 4V5H190ZM198 5V10L196 11L194 8L195 7H193V9H194V12H198L200 9L202 10V12H203V10H205V11H207L204 7H203V5H202V7L200 8L199 6H201V5ZM0 5H1V2H0ZM51 5V4H50ZM85 5V4H84ZM87 5V4H86ZM90 6L89 4H88V6H90L91 8L94 6ZM183 5V4H182ZM184 5V6H185ZM188 5V7H190ZM232 5V6H231ZM52 6V5H51ZM115 6H117V7H115ZM121 6V7H120ZM124 6V5H123ZM125 6H128L129 7V4L128 5H125ZM125 6H124V8H125ZM196 6V5H195ZM220 6H222V5H220ZM229 6V7H228ZM3 7V8H2ZM50 7V6H49ZM89 7V8H90ZM95 7H94V10H96L95 9ZM130 7H131V5H130ZM181 7V6H180ZM179 7V8H180ZM232 7H234L233 8V10H232ZM115 8H120L121 9V11H120V9H118V11L119 12H121V17L123 18V14H124V21H122L121 22V20H123V19H121V17L119 18V14L117 13V10H115ZM182 8V7H181ZM184 8V7H183ZM191 8V7H190ZM190 8H188L189 10H190ZM200 8V9H199ZM221 8V7H220ZM220 8H219V10H220ZM229 8V9H228ZM45 9V10H46ZM52 9V8H51ZM101 9V10H100ZM125 9H127V7L125 8ZM187 9V7H185V10L187 11L188 10ZM45 10H44V12H45ZM48 10V9H47ZM53 10V9H52ZM182 10V9H181ZM184 10V9H183ZM188 10V11H189ZM218 10V9H217ZM218 10V11H219ZM59 10H57V12H58ZM66 11V10H65ZM90 11V10H89ZM115 13H114V12ZM122 11L123 12H125V13H122ZM185 11V12H186ZM187 11V12H188ZM218 11H216L217 13H220V11L218 12ZM225 11H223V9H222V12L223 13H228V12H225ZM64 12V11H63ZM66 12V13H67ZM99 12H97V14H100ZM106 12H107V14H110L111 15V13L110 12H112V16H108L107 14H106ZM183 12V11H182ZM181 11H180V13H182ZM192 12H193V10H192ZM193 12V13H194ZM208 12H206L207 14H208ZM221 12V13H222ZM41 13V12H40ZM39 13V14H40ZM60 13H61V11H60ZM60 13H58V14H60ZM79 13V12H78ZM113 13H114V15H113ZM133 13V12H132ZM158 13H159V11H158ZM161 13H163V12H161ZM180 13H179V15H180ZM190 13V12H189ZM204 13V12H203ZM233 13V14H232ZM48 15L47 13H44V16H46V15ZM52 14V13H51ZM63 15H64V13H62ZM116 14V15H115ZM119 16H118V15ZM144 14V13H143ZM147 14V13H146ZM160 14V13H159ZM184 14V13H183ZM190 14H192V13H190ZM211 14V13H210ZM233 16H232V15ZM52 15H54V14H52ZM66 15V14H65ZM107 15V16H106ZM142 15V14H141ZM140 15V16H141ZM163 15V14H162ZM182 15V14H181ZM228 15V14H227ZM227 15H225V16H227ZM43 16V17H44ZM50 16V18H53V17H51V15H49ZM83 16H84V14H83ZM90 16V15H89ZM96 17H97V15H95ZM101 16H102V13H101ZM100 16V17H101ZM115 16V17H114ZM127 16V17H126ZM169 16V15H168ZM174 16V15H173ZM178 16V15H177ZM231 16H232V18L233 17H235V18H231ZM56 17V16H55ZM71 17H73V18H71ZM86 17V16H85ZM146 17H148V16H146ZM153 17H156V16H153ZM153 17H151V18H153ZM170 17V16H169ZM184 17V16H183ZM49 18V17H48ZM75 18V19H74ZM80 18V19H79ZM108 18V19H107ZM116 20H115V19ZM121 19V20H119V19ZM127 18H129V19H127ZM166 18V19H165ZM165 18H164V20L165 21H169V19L166 17V15H165ZM170 18H172V17H170ZM179 18V17H178ZM185 19H186V17H184ZM54 20H55V18H53ZM73 19V20H72ZM82 19V20H81ZM119 21H118V20ZM134 19H136V21L134 22ZM141 19V18H140ZM159 19V18H158ZM50 20H52V19H50ZM64 20V21H63ZM115 20V21H114ZM139 20V21H138ZM142 20V19H141ZM144 20H146L145 18H144ZM152 20H154V19H152ZM157 20V19H156ZM162 20V19H161ZM228 20H229V22L230 23H228ZM49 21V20H48ZM63 21V22H62ZM66 21V22H65ZM96 21H97V23H96ZM104 21H105V19H104ZM119 22V24L117 23V22ZM138 21V22H137ZM158 21V23L160 24L161 23V21L160 20H157ZM156 21V22H157ZM160 21V22H159ZM163 21V20H162ZM173 21V20H172ZM175 21H177V22H175ZM183 21H184V19H183ZM232 21V22H231ZM234 21H236L235 22V24L234 25H232L233 23H234ZM59 22H60V24H59ZM62 22V23H61ZM121 22V23H120ZM137 22V23H136ZM167 22H165V23H167ZM185 22H186V20H185ZM50 23V22H49ZM52 23V22H51ZM98 23H100V24H98ZM102 23L104 24V25H102ZM122 23H124V25L122 26ZM155 23V22H154ZM176 23V24H175ZM108 24V23H107ZM121 24V25H120ZM157 24V23H156ZM156 24H153V25H156ZM178 24V25H177ZM230 24V28L228 27V25ZM121 27H120V26ZM144 25V26H143ZM172 25V26H173ZM186 25V24H185ZM103 26V27H102ZM142 26V27H141ZM164 26H165V24H164ZM174 27H171V31H170V33H169V31L168 30H166L167 28H165V31L164 32H167V34L169 33V34H173V32L175 33V31H173V28ZM226 27H228V28H225ZM237 27H235L234 28V30L237 28ZM184 28H186V27H184ZM225 29L224 31H223V29ZM233 28V27H232ZM84 29V33H81V32H83V31H81V30H83ZM155 29V28H154ZM222 29V31H223V34L220 32V30ZM228 29V30H227ZM226 30H227V32H226ZM172 32V33H171ZM213 32V31H212ZM225 32V33H224ZM221 33V34H220ZM13 35L14 37L16 36L20 41H21V39L24 41L23 43H25V47L23 46V45H21V46H19V47H22L23 46V48H24V52H23V54H24V56H22L23 58L26 56L27 58H24V60L26 59V62L29 60L30 62L29 63H25V61L23 60V62H22V58H21V61H17V56H15L14 57V50L15 49H13L14 47L12 46V43L10 44V42L8 41V40H6V38L9 36V37H12V36H10V35ZM182 34V35H181ZM212 34H214L213 36H212ZM2 35H4V36H6L5 38H2L1 39V36ZM159 35V34H158ZM162 35V34H161ZM101 38V36H102V40L99 38V37ZM103 36H105L104 38H103ZM164 36V35H163ZM162 36V37H163ZM98 37V38H97ZM165 37H163V38H165ZM184 37H185V39L187 38V40L186 41H184L185 39H184ZM203 37V36H202ZM100 39V40H99ZM173 39V40H172ZM203 39V40H202ZM218 39V40H217ZM216 40H217V42H216ZM165 41H166V39H165ZM202 42V43H199V42ZM18 43V42H17ZM20 44V43H19ZM215 44H216V46H215ZM14 45V44H13ZM197 45V50L194 48L195 46ZM199 45V46H198ZM201 45V46H200ZM199 47V48H198ZM194 48V50H192ZM205 48V49H204ZM198 49H200V51L202 52L201 53V56H200V53L198 52L199 50ZM204 49V50H203ZM6 50H7V52L8 53H4V51L6 52ZM18 50V49H17ZM210 50V51H209ZM195 51H196V53L198 54L199 53V58H197V60H193L194 61V66H193V63H191V62H189L188 61V63L190 64V65H187L186 66V63L184 64V66H183V64L181 65V61H182V59H180V57L182 58V56L184 55L185 57H183V61H184V59L185 58H189L188 60H190V58H191V56H192V59L193 58H196V56L198 57V55L195 53ZM217 51V50H216ZM215 51V52H216ZM20 52V51H19ZM194 52V53H193ZM22 53V52H21ZM192 54H195V56H193ZM211 54V53H210ZM209 54V55H210ZM18 55H19V53H18ZM187 55V56H186ZM214 55V53H212V55H211V57ZM207 56V55H206ZM217 56V55H216ZM30 57V58H29ZM31 57H32V59H31ZM205 57V56H204ZM210 57V56H209ZM29 58V59H28ZM180 59V61H179V59ZM207 58V57H206ZM206 58H204V59H206ZM213 58V57H212ZM15 59H16V62H14L15 61ZM20 59V58H19ZM177 59H178V61L180 62V64L179 65H181L180 67H182L181 68V71H182V73H180L181 74V78L183 77L184 79H181L180 78V81L178 82V83H176V82H174L175 80L173 79V81L171 80L172 79V77L173 76H171L170 75V73H169V75H170V78L171 79H169L168 77V74H166V73H168V72H166V69H165V67L168 69L169 68V66H171V65H173V63H174V61H175V63L174 64H178L179 62L177 61ZM199 59V60H198ZM203 59V60H204ZM208 59V58H207ZM170 61H172V63L170 62ZM198 61V62H197ZM22 62V63H21ZM110 62V64H107V67L104 65V63L106 64V63H109ZM177 62V63H176ZM210 62V61H209ZM208 62V63H209ZM102 63H103V65H102ZM112 63V64H111ZM169 63H171V64H169ZM167 65V66H166ZM206 65V64H205ZM205 65H203V67L205 66ZM207 65H209V64H207ZM189 66H191L190 68H189ZM193 67L196 69V70H194L193 69ZM202 67V71H204L205 69H206V67L207 66H205L204 68ZM185 68V69H184ZM187 68V69H186ZM165 69V70H164ZM190 69L195 73V75H194V73L192 72V71H190ZM118 70H119V73H118ZM184 70H185V72H184ZM186 70H187V72H188V74H187V72H186ZM165 71V72H164ZM169 71V70H168ZM196 71H198L200 74H198V72L196 73ZM123 72V71H122ZM189 72H191V73H189ZM126 73V72H125ZM185 73V74H184ZM108 74V75H107ZM129 74V73H128ZM162 74H164V78H165V80L163 79V75ZM180 74L178 75V76H180ZM182 74H183V76H182ZM190 74H193L192 76L190 75ZM116 75H115V77H116ZM187 75H188V77H187ZM199 75V76H198ZM174 76H176V75H174ZM184 76H186L187 77V81H186V77H184ZM189 76H191V78H189ZM141 77V78H142ZM95 78V79H94ZM151 78H152V80H151ZM175 78V77H174ZM193 78L195 79V80H193ZM81 79V80H80ZM82 79H84V81L82 82V83H84V84H80V81H82ZM153 79H154V83H149V81L151 80V81H153ZM200 80H201V77L199 78ZM174 84H171V82ZM183 80V81H182ZM198 83H197V82ZM92 82V81H91ZM90 82V83H91ZM186 82H188V83H186ZM192 84H191V83ZM196 82V83H195ZM176 83V84H175ZM194 83V84H193ZM86 84L84 85V86H86ZM93 84H94V82H93ZM92 83L90 84V86L91 85H93ZM97 84V83H96ZM98 84H99V82H98ZM97 84V85H98ZM146 84V85H147ZM154 84V85H155ZM180 84V85H179ZM184 84V85H183ZM186 84H188L187 86H186ZM195 84H200V86H199V89H198V87L196 88V90L198 89V90H200V93H199V91H198V93H197V91L196 90H194L195 88H193V86L194 87H196L195 86ZM227 84V83H226ZM72 85V86H71ZM172 85V86H171ZM182 85V87H180ZM191 85V86H190ZM153 86V85H152ZM174 86H175V88L176 89H174ZM190 86V87H189ZM87 87H88V85H87ZM173 87V88H172ZM178 87H180L181 89L183 88V90H181L180 88V92L178 91L177 92V90H179V89H177ZM186 87V88H185ZM188 87H189V89H188ZM227 87V85L225 86V88ZM95 88V87H94ZM93 88V89H94ZM191 88H193V90L192 91H194L195 93H194V95L192 94H190L192 91H191ZM201 88V89H200ZM55 89H57V90H55ZM61 89V90H60ZM92 89V88H91ZM92 89V90H93ZM152 89V88H151ZM151 89H150V91H151ZM154 89V88H153ZM186 89V90H185ZM60 90V91H59ZM90 90V89H89ZM185 91V92H184ZM191 91V92H190ZM22 92H24V93H22ZM72 92V91H71ZM157 92V93H156ZM178 93H180V94H178ZM187 93L189 94V95H191V96H194L195 97V94L197 93V94H200V96H198L197 94H196V98H194V99H192V97H190L189 95V98L191 99V100H189V98H188V100H186V101H189V104H188V102H186L185 104L186 105H184L183 103L184 102H182V101H179V98L181 97L182 99H183V97H185L186 95H187ZM193 93V92H192ZM212 94H214V92L212 91L211 92ZM20 94H22V97L24 98V97H26L27 99H25L26 101L23 103V101H24V99L20 96ZM23 94L25 95V96H23ZM185 95V96H183L182 97V95ZM181 95V96H180ZM223 95V97L225 96L224 94H222ZM222 95H217V96H221L220 98H221V104H222V102L225 104L226 103V101L224 102L223 100V97H222ZM180 96V97H179ZM210 96H211V94H210ZM209 96V97H210ZM21 97V98H20ZM149 97H150V95H149ZM155 97H157V96H155ZM212 97V96H211ZM29 98V99H28ZM152 97H150V99H151ZM218 100L220 99L219 97H216ZM227 98V96L225 97V100H227L226 99ZM23 99V100H22ZM182 99H180V100H182ZM32 100H34V99H32ZM154 101H155V99H153ZM153 100H151V101H153ZM157 100H158V97H157ZM185 100V99H184ZM183 100V101H184ZM213 100H215V101H217L215 98L213 99ZM210 101V103H208L207 105V107L209 108V104L211 105V107L209 108L210 110H212V106H213V104L212 103H217V102H214V101ZM161 101V102H162ZM198 101H196L195 103H197ZM219 103H220V101H219ZM155 104H156V102H155ZM154 103L152 104V108L154 107V106H156V105H159V104H156L155 105ZM184 105V107H189V108H185V110H184V108H183V105ZM191 104V105H190ZM221 104H219V105H221ZM26 106H27V104H25ZM154 105V106H153ZM160 105V106H161ZM188 105V106H187ZM166 106V107H165ZM223 106V105H222ZM165 107V108H164ZM195 107V106H194ZM193 107V108H194ZM207 107H206V109H205V111L207 110H209V109H207ZM20 108V109H19ZM155 108V107H154ZM154 108H153V110H154ZM156 108H158V106L156 107ZM192 108V109H193ZM12 109V110H11ZM24 110V111H25ZM153 110H152V113H153ZM156 110H158V109H156ZM191 110V109H190ZM155 111V110H154ZM169 111H167L168 113L166 114L167 116L166 117H163L164 119L165 118H168V115L169 116H171L170 115V113H169ZM184 111V112H183ZM207 111L205 112V113H207ZM12 113V112H11ZM185 113V114H184ZM203 113H204V110H203ZM140 114V113H139ZM138 114V116L136 115V117H135V119L138 121V119L140 118V120L141 121H139V124L137 123V122H135V119L133 120V122L134 123H137L136 125H140L142 128H143V126H142V123L144 124V128H145V126H146V124L142 121V117L143 118H145V116L143 115V114H140L139 115ZM143 115V116H142ZM156 115V114H155ZM157 115H158V113H157ZM9 117V116H8ZM156 118H158L157 116H156ZM189 118H191L190 116H189ZM214 118V117H213ZM215 118H216V115H215ZM9 119H10V117H9ZM160 119H161V117H160ZM170 119V118H169ZM192 119V118H191ZM158 120V119H157ZM162 120V119H161ZM189 121V123H188V121ZM130 123L129 124V126L132 124V125H135L134 123ZM142 122V123H141ZM161 122V121H160ZM167 122V123H168ZM4 123H5V121H4ZM6 123H7V120H6ZM173 123V122H172ZM199 123V124H198ZM2 125H6V124H3V123H1ZM162 124V123H161ZM171 124V125H170ZM193 124V125H194ZM173 125L175 126V128H177L178 127V129H179V131L181 132V134H180V132L178 131V129H175V128H173ZM165 126H163V127H165ZM206 126V125H205ZM141 128V129H142ZM196 128V132H194L195 130H193V129H195ZM128 129V128H127ZM173 129V130H172ZM205 129V130H204ZM134 130H136L135 128L133 129V131ZM143 130V129H142ZM176 130V131H175ZM193 130V131H192ZM129 131V132H128ZM137 131V130H136ZM135 131V132H136ZM127 132H128V134H127ZM127 132L125 133V135L127 136V137H129V140L127 141V137L124 135V136H122L123 138H119V140H120V142H116V140H113L112 142L114 143V142H116V144L114 143H112L111 142V144H109V147H110V149H109V152L111 153V156H112V158L110 159V161L109 162H111V160L112 161H120V163L121 164H119V166H121L122 165V168H120L119 169V171L117 170L118 168V163L117 164H115L114 162L112 163L114 166L116 165L117 167L115 168L116 170H113V172H112V167L114 168V166L112 165V167H110L109 166V163L107 164L108 165V169H107V166H105V165H103V166H100L99 165V167L100 168H103L104 166L106 167V173L102 170L100 173H98V175L96 176L95 174H96V172H98V171H94V175L93 176H96V177H99L100 179H98V178H96V177H94V178H96V179H94L93 178V176H92V174H89V176L87 177V178H85V180L84 181H82L83 182V184H78V187H81L82 185H85V186H88L85 190L87 191V189H88V191L90 192V194H91V189L93 188V186H92V183H93V185L94 184H96V183H94V182H99V181H97V179L98 180H100V184H102V185H100V186H102V187H105V191H104V188L102 189V191L101 192H103V193H105V194H100V193H98L97 192V195L96 196H98V198H96V196H95V194L96 193H94V195L93 194H91L90 196H91V198L89 197V195H87V194H85V192H84V194L85 195H83V191H84V188H83V186H82V188H83V190H81V188L80 189H78V193H77V188H76V185L75 184H77L76 182L75 183H73V182H70V186L72 185L71 183H73L74 185H72V186H74V188H76L75 190V195L73 196V195H70L71 193L70 192H68V193H70L69 195H66L65 196V191H61L63 194H64V196H61V198H63V199H65L66 200V198H64V197H68L67 198V201L68 200H70V197L72 196V198L74 197L75 199H72L71 198V204H72V200H76V199H78L76 202H77V205L79 206V209H77L76 211H73V210H75V208H73V206H69L68 205V203H70V201L67 203V205L71 208V210L69 209V207L66 205V202H64V200L63 199H61L60 198V200H63V204H61L60 203V201H59V203L60 204H58V202H56V201H58V199H59V196H58V194H55V196L56 197H54L53 195H51L50 193H52L53 194V191H48L47 193H49V195L48 196H50V198L52 197H54L55 198V202L59 205V206H57L56 207V204H55V208L57 209V210H55L54 209V206H53V208L52 209H54L55 210V212H61V211H63V210H65V214H66V216H67V219L69 220L68 222H69V224L71 223V221L72 220H76L77 221V223L76 222H74V221H72V223L74 224V223H76V225H79L78 224V222H79V220L82 218L81 217V213H83L84 211H85V208H87L88 207V205H90V207H92L91 208V210L93 209V208H95V206H96V204H97V206L98 207H101V205H103V207H101V208H98L99 210H101L102 208L103 209H109L110 207V205H111V201L112 200H115V196H113L112 195V193H111V190H109V187L110 186H112V180H114V179H116L115 178V176L113 177V176H111L112 178H110V177H108L107 175V173H108V171L111 173V175H112V173L114 174L115 173V175L117 176V171H118V173L119 172H124L125 171V169H127L126 170V172L124 173V175L123 174H120V176H118V177H120L121 179H122V177L123 178H125V177H127L128 175H127V173H129V174H132V171L134 172V170L135 169H133L135 166H133V163H134V165L136 164V162L138 163V164H141V163H143L144 162V157L142 158V155H139V156H137V158L134 156H132L131 157V159L130 158H128V159H126V157H124L123 158V155H127L128 153H130V156L131 155H134L133 154V152H131V150H132V147L134 146L133 144H135L136 143V141H134V139H135V135L136 134H134L132 131L130 132V129H128L127 130ZM138 133L140 132V131H137ZM199 132V133H198ZM201 132V133H202ZM132 134V135H131ZM158 134L156 135L157 136V138L159 137V139H161L160 138V135L158 136ZM168 134V135H167ZM214 133H212L211 135H213ZM128 135H130V136H128ZM179 135V136H178ZM169 137V139H170V141L171 142H169V139H167L166 137ZM181 136H183V138L181 137ZM199 136L200 137H202V138H204V140H205V142H203V139L202 138H200V139H198L199 138ZM208 136H210V135H208ZM214 136V135H213ZM124 137H126V139H124ZM133 137V138H132ZM179 137H181L182 138V142L184 143H182L180 140H181V138L179 139ZM196 137H197V139H196ZM216 137V138H215ZM130 138H131V140H130ZM214 138L215 139H213V137H211V138H209L210 140L211 139H213L214 140V142H213V140L211 141V143H213V145L215 146V145H217V144H215L216 142H220V141H217V139H219V137L215 134V136H214ZM207 139V138H206ZM118 140V139H117ZM124 140V141H123ZM135 142V143H133V141ZM166 140H167V143H169V144H167L166 143ZM210 140H208L207 139V141L209 142ZM216 140V141H215ZM202 142V143H204L207 147H205V145H204V152L202 151L203 149H201V148H203V144L201 143V144H199V146H198V142ZM122 142H125V143H123V145L122 146H120V145H118L119 143H121L122 144ZM127 142H129L130 143V145H128L127 144ZM166 144V145H165ZM183 144V145H182ZM133 145V146H132ZM212 144H210V146H211ZM212 145V146H213ZM117 146V147H116ZM122 147H124L125 149H127L129 146H131L130 148H129V150H125L124 148H122V150L125 152V154L122 152L121 153V151L122 150H120ZM183 146V147H182ZM200 146H201V148H200ZM209 146V147H210ZM211 146V148H213ZM209 147H208V149H209ZM217 148H218V146H216ZM162 148V147H161ZM173 148V147H172ZM175 148V149H176ZM186 148V147H185ZM163 149H164V147H163ZM187 149V148H186ZM215 149V148H214ZM213 149V150H214ZM216 150V149H215ZM219 150V151H218ZM159 151V150H158ZM157 151V152H158ZM168 151H166L165 150V152H166V155L168 154H170V152L169 153H167ZM172 151H174V150H172ZM187 151V150H186ZM185 151V152H186ZM207 151V150H206ZM224 151V150H223ZM128 152V153H127ZM222 152V151H221ZM118 153H120L119 155H121V157H117V155H118ZM132 153V154H131ZM158 153H160V152H158ZM163 153H164V151H163ZM215 153H217V154H215ZM117 154V155H116ZM123 154V155H122ZM113 155L114 156H116V157H113ZM157 155V154H156ZM159 155V154H158ZM166 155H165V157H166ZM190 155V154H189ZM127 156H129V154L127 155ZM153 155H151V157H152ZM155 156V155H154ZM171 156V154L169 155V157ZM217 156V157H216ZM140 157L142 158V160H140V163H139V160L137 161L136 159H140ZM158 157V156H157ZM156 157V158H157ZM116 158H118V159H116ZM120 158H122L121 160H120ZM155 157H153L152 159H156ZM167 158H168V156H167ZM114 159V160H113ZM116 159V160H115ZM124 159H125V161H124ZM130 159V160H129ZM133 159H135V160H133ZM171 159V158H170ZM129 160V161H131L132 160V162H130V163H128V167L126 168V163H127V161ZM211 160V161H210ZM122 161V162H121ZM134 161V162H133ZM151 161V160H150ZM174 161V160H173ZM218 161V163H220V166H219V164L218 163H216ZM219 161H221V162H219ZM123 162H124V164H123ZM211 163H215L214 165L215 166H217V164H218V168L219 169H216L215 168V166H214V169H216V170H218V173H216V175H217V177L215 176V173L213 172V171H215L216 172V170H214V169H212L211 168ZM225 164V166H224V164ZM250 163H252L251 165H250ZM248 162V164H246L247 166H248V168L250 167V166H252L253 165V167L254 166H256V165H258V163L256 164V163H254V162ZM126 164V165H125ZM173 164H175L176 165V163L174 162ZM173 164H171L172 166H173ZM193 163H192V160H191V163H190V165H192ZM223 164V165H222ZM256 164V165H255ZM123 165H125V166H123ZM129 165H131V166H129ZM173 166V169L175 170H177V169H179L178 168V165L177 166ZM190 165H189V167H190ZM194 165H195V163H194ZM222 165V166H221ZM250 165V166H249ZM172 166H171V168L170 169H172ZM261 166H263L261 163H259V169H258V166L256 167L257 169H255V170H257V172L256 171H254L255 173H256V176L255 175H252L253 177H255V179L254 178H250V180L252 181L253 180V182L251 183V187H249V189H248V191L250 192H252V191H254V189L252 190V188L254 187V185H252V184H254L255 183V180H256V177H257V175L260 173V170H261ZM110 167V168H109ZM124 167V168H123ZM131 167H133V168H131ZM177 167V168H176ZM195 166H192V167H190V169L192 170H196V167L194 168ZM243 167H244V165H243ZM252 167V168H253ZM247 168V167H246ZM99 169V168H98ZM97 169V170H98ZM105 169V168H104ZM131 169H133V170H131ZM139 169H140V167H139ZM244 169V168H243ZM101 170V169H100ZM131 170V173L130 172H128V171H130ZM246 170V169H245ZM249 171L250 170H252L251 168L250 169H248ZM247 170V171H248ZM180 170H177V171H175V172H173V170L171 171L170 170V172H169V175H171V172H172V176H176V179L178 178V181L179 182H176V183H180V181L181 180H179V174H177L176 172H179ZM106 174H104V173ZM252 172V171H251ZM251 172H249L250 174H251ZM254 172H253V174H254ZM103 173V174H102ZM137 173H139V172H137ZM174 173V174H173ZM202 173V172H201ZM176 174V175H175ZM101 175H103V178L104 177H106V179H107V181L109 182L110 180H111V184L110 185H108V184H103L102 183V181H103V179L101 178L102 176ZM105 175V176H104ZM122 175V176H121ZM125 175H127V176H125ZM167 173H166V180L164 179V183L166 184V185H164L163 183L161 184V186L162 187H164L165 189L168 187L169 188V186L170 185H172V183H174V184H176L174 181V179H175V177H174V179H173V177H168L167 178V176H169ZM179 175V176H178ZM101 176V177H100ZM109 176H110V174H109ZM178 176V177H177ZM259 176V175H258ZM181 177H183V176H180V178ZM114 178V179H113ZM169 178H172V180L170 179L169 180ZM206 178V177H205ZM105 179V178H104ZM106 179L104 180V181H106ZM183 179H185V180H187V178H185V176L183 177ZM216 179H217V181H216ZM96 180V181H95ZM103 181V182H104ZM168 181H172V183L171 182H168ZM116 182V181H115ZM166 182H168V183H166ZM184 182H187V181H184ZM183 182V183H184ZM193 184H192V183ZM190 183H188V185L189 184H192L191 186L194 188L196 185H195V181L193 182V181H191ZM197 183H198V185L200 186V185H202L203 186V184H202V182L201 181H196ZM201 182V183H200ZM212 182V183H211ZM217 182H219L218 184H217ZM104 183H107V182H104ZM182 183V182H181ZM182 183V184H183ZM168 184H170L169 186H167ZM185 185L184 186H186L187 185V183H184ZM69 185V184H68ZM108 185V186H107ZM164 185V186H163ZM197 185V187H198V190H199V188H201V187H199ZM184 186L182 185V187H183V189L184 190H186L185 188H184ZM256 186V185H255ZM95 187H96V189H98V186H95L94 185V190H92V193L93 192H95L96 191V189H95ZM101 187V188H102ZM108 187V188H107ZM159 187V189L161 190V188H160V185L159 186H157V188ZM171 187V186H170ZM190 187V186H189ZM192 187H190V188H188L189 190L188 191H182V192H185V193H188L190 190H191V188ZM69 188H72V187H69ZM100 188V187H99ZM100 188V189H101ZM164 188H162L163 190H165ZM167 188V189H168ZM192 188V189H193ZM229 188V187H228ZM31 190V194H32V192H33V189L32 188H30ZM34 189H36V188H34ZM210 189V190H211ZM39 190L41 191V188H39ZM69 190V189H68ZM67 190V191H68ZM81 190V192H82V197L80 198V197H76V196H79L80 195V193L81 192H79ZM155 190V189H154ZM162 190V192H164ZM29 191V190H28ZM43 191V192H42ZM41 192H42V194L45 192L44 190H42ZM54 191H56V190H54ZM71 191H73V188H72V190ZM107 191V192H106ZM181 190H179V193L178 194H176V196L177 195H180L179 197H176L175 199L176 200H178L179 199V201L181 200V202H179V201H176L177 203H176V205H179L178 204V202L180 203V204H182V201H184L183 203L185 204V201L186 202H188V203H191V202H189L188 201V198H187V194H185V196L186 197H184L183 196V194L180 192ZM213 191H212V193H213ZM226 191H228V190H226ZM36 192H38V190L36 191ZM57 193H60V192H58V191H56ZM74 192V191H73ZM72 192V193H73ZM100 192V191H99ZM155 192H157L156 190L154 191V193ZM159 192H161V191H159ZM159 192H157V194H155V195H157L158 197H161V193H159ZM46 193V192H45ZM44 193V194H45ZM55 193V192H54ZM62 193H60L61 195H62ZM87 193V192H86ZM106 193L108 194V195H106ZM109 193H111V195L109 194ZM181 193V194H180ZM225 195H224V194ZM253 193V192H252ZM251 193V194H252ZM256 194H255V197H254V199H258L257 200V202L258 203H261V202H259V200L261 199V196H262V199L261 200H263L264 199V195H263V193H264V190L263 191H261V192H255ZM257 193L258 194H260V196L259 195H257ZM34 194L35 193H33L32 195H33V197H34ZM38 194V193H37ZM37 194H35L36 195V197H39L40 195H42L41 193H39L38 195L39 196H37ZM43 194V195H44ZM79 194V195H78ZM89 194V193H88ZM229 193H227V195H228ZM248 194V193H247ZM262 194V195H261ZM24 195V194H23ZM41 196V197H43V198H45L44 196ZM46 195V196H47ZM100 195H102V197L100 196ZM181 195L183 196V197H181ZM26 196V195H25ZM24 196V197H25ZM29 196H31L30 194H27V197H28V199H26V197H25V199H23V201H26V202H28V200H29ZM93 196H95L94 198H95V200H93L92 199V197ZM103 196H105V197H103ZM108 196V197H107ZM112 196H113V198H112ZM164 196V195H163ZM257 196H258V198H257ZM21 197H23L22 195H21ZM36 197H34V198H32V196H31V198L32 199H30L29 201L30 202H28V204H26L25 203V205L26 206H24V203H23V205H22V207L24 208H22V210H23V212L24 213H26L25 215H27V216H29V215H31L32 216V214L34 213V215L37 213V211H39V210H37V211H35L37 208H38V204L41 202L40 200H42V202L40 203V204H42L43 205V199L42 198H38V202L39 203H37V200L36 201H34L33 203L34 204H32L31 203V200H34V199H36ZM57 197H58V199H57ZM87 197H89V198H87ZM49 197L48 198H45L48 202H49V200H50V203H52V201H51V199H50ZM54 198H53V200H54ZM105 198V199H104ZM182 198V199H181ZM184 198H186V200L184 199ZM209 197H203L202 198V201H204V202H202V201H200V204L202 205V207H210V204H211V206L215 203V204H218V206L217 205H213L214 207H210L211 208V210H212V212L214 213V215H215V217H214V219H215V221H216V219H218L219 220V218H218V214H219V212L218 211H221L218 207H220L221 205L219 204V203H216V202H214L211 198H209V201H207V199H208ZM20 199V198H19ZM45 199H44V202H46L45 201ZM57 199V200H56ZM90 199H92L93 200V203L95 204V205H93L92 204V200H91V202H89L90 201ZM101 199H103V200H101ZM111 199V200H110ZM205 199V200H204ZM211 199V200H210ZM100 200V201H99ZM216 200V199H215ZM255 200V201H256ZM101 201H103L102 202V204L99 206L98 205V202H101ZM110 201V202H109ZM18 202V201H17ZM47 202V203H48ZM78 202H80L81 203V205H80V203H78ZM97 202V203H96ZM109 202V203H108ZM211 202V203H210ZM225 202H226V200H225ZM225 202H223V203H225ZM257 202H255V203H257ZM21 203V202H20ZM30 203H31V205H34V206H30ZM46 203V205H45V203H44V206H42V205H40L39 206V208L41 207V209L42 208H51V206H49L50 205V203H48L47 204ZM53 203H54V201H53ZM52 203V204H53ZM88 203V204H87ZM92 205H91V204ZM107 203V204H106ZM185 204V206L187 205V206H189V204ZM262 203H264V201L262 202ZM37 204V205H36ZM67 206L66 208H68V209H66L65 208V205ZM86 204H87V206H86ZM100 204V203H99ZM105 204V205H104ZM110 204V205H109ZM114 204V202L112 201V205ZM205 206H204V205ZM62 205H64V206H62ZM175 205V207L177 208V209H179V208H181L182 207V205L181 206H179V208H178V206H176ZM220 205V206H219ZM226 205V204H225ZM0 206H1V204H0ZM29 206V207H28ZM37 208H36V207ZM49 206V207H48ZM86 206V207H85ZM94 206V207H93ZM97 206H96V208H97ZM107 206V207H106ZM114 206H115V204H114ZM187 206L184 208V211L185 210H187ZM4 207V206H3ZM90 207H89V209L88 210H90ZM112 207V206H111ZM184 207V206H183ZM201 207V208H202ZM215 207H217V209H218V211H217V209L215 208ZM221 207H224L223 205L221 206ZM220 207V208H221ZM30 208V209H29ZM36 208V209H35ZM73 208V209H72ZM207 208L205 209H201L203 212H205V213H207L208 211H207ZM216 209V210H213V209ZM225 208V207H224ZM0 209H2V208H0ZM19 209H20V207H19ZM49 209H42V210H44V211H46V213L44 212V211H42V210H40L39 212H40V214L42 213V212H44L45 214H48L49 215V213L51 214L52 212H54V211H51V210H49ZM86 209V210H87ZM221 209H223V208H221ZM3 210V209H2ZM25 210V211H24ZM49 210V211H48ZM91 210H90V213H89V211H88V213L89 214H94V212H92L91 213ZM95 209H93V211H94ZM180 210H182V208L180 209ZM208 210H210L209 208H208ZM223 210H225V213L227 214V219L226 218H222L225 222H226V220H228V219H230L231 217L230 216H232V215H230V211H229V209H228V207H227V205H226V208L225 209H223ZM222 210V211H223ZM48 211V212H47ZM98 211V210H97ZM97 211H95V214H99L100 212H98L97 213ZM215 211V212H214ZM229 211V212H228ZM2 211L0 210V213H1ZM22 212V211H21ZM21 213V214H23L24 215V213ZM38 212V213H39ZM60 212H59V214H60ZM186 212V211H185ZM185 212H181V213H183L184 215H180V217H179V221L181 222V220H183L181 223H182V226H185V227H183V229H186L187 228V226H186V224H189V222H190V219L188 218V217H186L185 215H188L187 213L185 214ZM44 213H42V214H44ZM64 213H62L61 212V214H63V217H66V216H64L65 214ZM86 213V214H85ZM85 213H83L85 216L87 215V211L85 212ZM173 212H171V214H172ZM215 213H217V214H215ZM225 213H221L222 214V216H226V214ZM41 214V215H42ZM80 215V217H79V215ZM88 214V215H89ZM92 214V215H93ZM221 214L219 215V216H221ZM230 215V216H229ZM19 216H21L20 214H19ZM42 216H44V215H42ZM78 216V217H77ZM83 216V215H82ZM89 216H91V215H89ZM216 216H217V218H216ZM229 216V217H228ZM239 216V215H238ZM22 217H24V216H22ZM22 217L20 218V219H22ZM79 218V219H77V218ZM84 217V216H83ZM95 217V219H96V222H95V220H93L92 222H93V224L91 223L90 224V226L92 225V227H90L89 228V225H88V223H90V222H87V224L85 225V229H86V231L88 232V231H90V232H88V233H90V234H86V235H83V236H79V235H77V231L75 232V237L76 236H78V238H76L77 240L79 239H81V237L83 238V239H81L79 242H76L77 240H75V237H74V235L72 236L73 238H74V240L73 239H71V236H70V238H68L69 240H67V241H65L66 240V238H62L63 237V235L61 234L60 236H61V238H60V240H62V241H65V244L62 242V241H59V242H57L56 244H54L53 245V241H55L56 239H58L59 240V238L50 230L49 231V233H50V235L48 234V236H46V237H48V239L47 238H45V240L42 242V244L40 243L39 245L38 244H36V246H34V248H33V243H34V241H33V243L30 241V244H31V246L29 247H25L26 248V251L24 250L23 251V253L21 254V256H19L18 257V259H21V260H19V261H21V262H17L18 264H31V262L33 263H35V264H51L50 262H52L56 257H66V259L67 258H69L70 260H65L67 263L69 262V263H74V261L75 262H77V260L79 261L80 260V258L79 257H81V256H84L83 254H84V247L87 245L88 247H90V245L91 246H93L94 244H96V242H95V238H96V235L94 236L93 234H94V227L93 226H95V225H98V216L97 215H95L94 216ZM172 217L174 218L175 217V215L173 216H170V219L173 221L174 219H172ZM183 217V218H182ZM234 217V216H233ZM232 217V218H233ZM239 217H242V216H239ZM239 217H237V218H239ZM244 218L245 217H243V218H239L237 221H239L240 219L242 220V222L243 223H248V221L246 222L245 220H244ZM24 219V218H23ZM25 219H27L28 220V217L26 218L25 217ZM235 219V222H236V218H234ZM246 219V218H245ZM188 222H187V221ZM245 222H244V221ZM175 221H176V219H175ZM222 221V220H221ZM229 221V220H228ZM232 221H233V219H232ZM263 221V220H262ZM186 222V223H185ZM216 222H218V221H216ZM220 222V221H219ZM241 222V221H240ZM71 223V224H72ZM86 223V222H85ZM84 223V224H85ZM95 223V224H94ZM222 223H224V222H222ZM226 223H231L230 221L229 222H226ZM242 223V224H243ZM264 222H261V229H263L264 230V224H263ZM70 224V225H71ZM183 224H185V225H183ZM232 225H234V224H238V225H240L239 223H231ZM245 224V225H246ZM249 224V223H248ZM263 224V225H262ZM69 225V226H70ZM76 225H72L73 226V228H71V230L69 231L68 229H67V233L69 232H71L70 234L72 235V233H74L73 231L74 230H72V229H74V227H75V230H77V226ZM125 225H126V222H125ZM128 225V224H127ZM220 225L221 226H223V227H225L226 225L224 224H221V222H220ZM230 225V224H229ZM236 225H234V228L236 227ZM238 225H237V227H238ZM244 225V224H243ZM244 225V226H245ZM250 225V224H249ZM249 225H247V227L249 226ZM86 226H88V230H87V227ZM98 228H99V230L101 231V232H99L100 233V235H101V233H102V231L103 230H101V229H104V231L103 232H105L106 231V228H100L99 226H97ZM128 227H129V225H128ZM233 227V226H232ZM78 228H79V226H78ZM126 228H127V226H125V232L126 233H128L130 230H131V228H130V230L128 231V229L129 228H127V231H126ZM239 228H240V226H239ZM93 229V230H92ZM97 229V228H96ZM108 229V228H107ZM167 229V231L168 230H170V229H168V228H166ZM165 229V230H166ZM241 229V228H240ZM92 230V231H91ZM123 229H121V231H122ZM164 230V231H165ZM44 231H45V233H47L46 232V230L44 229ZM110 231L111 230H107L106 232H108V233H105V236L107 237L108 235H109V233H110ZM167 231H165V232H167ZM236 231H238V233L240 234L241 232L239 231V229H237L236 228ZM43 232V231H42ZM52 232V233H51ZM86 232V233H87ZM112 232H114V231H111V233ZM68 233V234H69ZM93 233V234H92ZM98 233V234H99ZM111 233H110V235H111ZM123 233H124V231H123ZM164 233V232H163ZM187 234V236H188V232H186ZM263 233V232H262ZM54 234V235H53ZM108 234V235H107ZM129 234H131V233H129ZM236 234H237V232H236ZM89 235V237H87ZM90 235H93L92 237H93V239H92V237L90 236ZM126 236H127V234H125ZM57 238H56V237ZM59 236V235H58ZM86 236V237H85ZM130 236V235H129ZM129 236H127V239H128V237ZM240 236H241V234H240ZM244 236V235H243ZM55 239H54V238ZM91 237V238H90ZM99 237V236H98ZM96 238V240L98 241L99 240V242H101V240H100V238H102V241L104 240V236H103V233H102V236H100L99 238ZM239 237V236H238ZM237 237V238H238ZM89 239V240H87V239ZM238 239H240V237L238 238ZM241 239L243 240V238H242V236H241ZM57 240V241H58ZM71 240H72V242H71ZM85 240V241H84ZM88 242H87V241ZM91 240V241H90ZM93 240H94V243H93ZM236 240V239H235ZM235 240H233L232 238H231V240H230V243L232 242V241H235ZM45 241H47L46 243H45ZM74 241V242H73ZM126 241V242H125ZM127 241L128 240H124V244H125V248H130V247H127L128 246V244H127ZM244 241V240H243ZM63 243V245L66 247V248H68L67 247V244H68V246H72L73 245V247H71V250L69 249V251H71V253L72 252H76V243L78 244L77 246L79 247V250H77V251H79V252H76L77 253V255H79V253L80 252H82V255L80 254V256L78 257H75L74 258V256H73V258H71V257H68L69 256V254H71L69 251L67 252V253H65L67 250L66 249H64L65 247H63V245L61 246V247H57V245H58V243ZM66 242H67V244H66ZM81 242V243H80ZM84 242V243H83ZM89 242H90V244H89ZM131 241L129 240L128 241V243H129V245L131 246V245H133V243L131 242ZM61 243V244H62ZM71 243H73L72 245H71ZM74 243H75V245H74ZM87 243V244H86ZM28 244H29V242H28ZM34 244V245H35ZM44 244H45V246H46V244H47V246H48V249H47V251L46 252H43L42 250L44 249V251H45V248H43V246H44ZM60 244V245H61ZM80 244V245H79ZM81 244H83V245H81ZM89 244V245H88ZM124 244H123V246H124ZM142 244H144L143 242L141 243V241H140V243H138L137 245H142ZM233 244L235 245L236 243L235 242H233ZM41 245V247L43 248L42 250H40V255H41V257L39 256H37L36 257V254L39 252L38 250V248L37 247H39ZM50 245H53L52 247H54L55 245H56V250H54V249H51V247H50ZM59 246V245H58ZM75 246V247H74ZM82 248H81V247ZM69 247V248H70ZM77 247V248H78ZM132 247V246H131ZM31 248H33V250H32V252H31ZM59 248L61 249V250H59ZM35 250H37V252L35 251ZM64 250V251H63ZM74 250V251H73ZM83 250V251H82ZM252 250V249H251ZM51 251L53 252L52 253V255H51ZM56 251V252H55ZM59 251H61V252H59ZM35 254H34V253ZM57 252H59V253H63V255L62 254H58ZM34 254L33 256H32V254ZM55 253V254H54ZM58 254V256H54V255H57ZM65 253V254H64ZM252 253V252H251ZM42 254H43V256H42ZM29 255H31V256H29ZM38 255H39V253H38ZM61 255V256H60ZM68 255V256H67ZM256 255V254H255ZM52 256H54L55 258H53ZM71 256H72V254H71ZM254 256V255H253ZM258 256V255H257ZM40 258L39 259V262L37 263V259H35V258ZM58 257V258H59ZM256 257V256H255ZM28 258H30L29 260L30 261H28ZM33 258V259H32ZM64 258H63V260H60L59 261V263L61 262V261H63L64 262ZM77 258V259H76ZM53 259V260H52ZM59 259H61V258H59ZM71 259L73 260V261H71ZM258 259L260 260V262H259V260H257V257H256V261H257V264H261V262H262V259L258 256ZM17 260V259H16ZM33 260H36V262L35 261H33ZM48 260L50 261V262H48ZM18 261V260H17ZM71 261V262H70ZM82 261H84V258L82 257ZM63 262H61L60 264H62ZM33 263V264H34ZM65 263V262H64ZM197 263V262H196ZM114 264H118V262L116 261V262H114ZM195 264V263H194ZM197 264H199V263H197ZM262 264H264V262L262 263Z\"/></svg>", "mask_w": 264, "mask_h": 264}]
</instances>
